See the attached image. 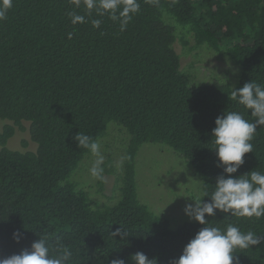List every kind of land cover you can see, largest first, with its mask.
<instances>
[{
    "label": "trees",
    "instance_id": "16d2710c",
    "mask_svg": "<svg viewBox=\"0 0 264 264\" xmlns=\"http://www.w3.org/2000/svg\"><path fill=\"white\" fill-rule=\"evenodd\" d=\"M136 2L139 10L123 31L119 20L88 9L85 0H13L0 21V117L14 123L0 131V259L30 250L46 235L53 249L57 242L69 248L68 264H111L116 258L133 264L136 252L171 264L204 227L185 221L172 228L141 202L137 154L146 142L182 153L208 193L201 200H210L223 172L212 149L216 118L235 111L255 121L251 110L229 97L250 81L264 86V0ZM119 10L122 5L117 15ZM71 13L83 21L73 24ZM187 35L194 48L206 46L238 65L236 81L194 80L175 47L179 37L189 46ZM24 121L37 149L7 147L15 125L24 128ZM111 121L128 134L120 195L96 206L72 177L90 154L73 138L81 132L97 142ZM250 142L253 152L237 177L264 173V125ZM206 219V226L233 225L261 237L256 246L234 250L233 264H264V216L217 210ZM118 229L127 237L115 235Z\"/></svg>",
    "mask_w": 264,
    "mask_h": 264
},
{
    "label": "clouds",
    "instance_id": "9594fccd",
    "mask_svg": "<svg viewBox=\"0 0 264 264\" xmlns=\"http://www.w3.org/2000/svg\"><path fill=\"white\" fill-rule=\"evenodd\" d=\"M88 9L96 8L97 12L104 14L109 12L113 20H119L121 30L127 26L132 15L139 10L136 0H85ZM13 5V0H0V21L7 18V13ZM119 10L117 15V10ZM72 23L83 21V17L70 14ZM95 25L99 21H93ZM71 33L69 37L71 38ZM230 100L237 101L246 109L251 110L254 122H249L243 115L235 111H226L215 120V128L212 130L213 150L217 157V167L223 172L217 177L214 191L210 200L205 202L194 198V205L186 203L184 213L191 220L204 225L199 232L184 247L182 255L171 261V264H233V252L237 248L246 249L262 242V238L249 231L242 232L237 226L229 225L226 230L218 227L206 226V217L215 216L216 211L230 213L236 217L260 218L264 216V173L250 171L240 176L237 173L244 163V157L253 152L252 141L259 126L264 125V86L255 81L245 83L239 89L234 90ZM78 148L88 149L97 157L90 169L93 178L105 181L104 158L100 154V145L89 135L78 132L73 138ZM208 197V193H204ZM121 239L127 237V233L118 229L114 232ZM21 233L16 231L13 238L20 242ZM50 252L54 254L50 255ZM72 252L62 243L57 242L53 249L48 243L46 235H40V239L33 242L30 250H24L8 258L0 259V264H68ZM130 259L133 264H158L157 259H150L143 252L134 253ZM111 264H125L120 258L112 259Z\"/></svg>",
    "mask_w": 264,
    "mask_h": 264
},
{
    "label": "rangeland",
    "instance_id": "374dc122",
    "mask_svg": "<svg viewBox=\"0 0 264 264\" xmlns=\"http://www.w3.org/2000/svg\"><path fill=\"white\" fill-rule=\"evenodd\" d=\"M186 37L191 41L189 46L179 37L175 47L181 55L183 69L189 71L194 80L211 82L218 79L230 83L236 81L238 65L206 46L194 48L191 35ZM7 124L14 123L0 117V131ZM23 125L24 128L15 125V132L8 139L7 147L19 151L37 149V143L30 136L29 122L24 121ZM97 142L104 158L106 180L100 181L91 176L90 169L97 159L91 153L84 158L72 177L74 179L76 176V182L90 192L96 206H103L115 203L120 195L119 177L128 134L116 122L111 121L107 135ZM136 180L141 202L147 204L156 214L168 219L172 228L185 221H195L185 215L184 208L186 203L194 205L192 199H202V179L182 153L160 142L144 143L136 158Z\"/></svg>",
    "mask_w": 264,
    "mask_h": 264
}]
</instances>
